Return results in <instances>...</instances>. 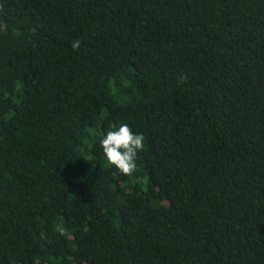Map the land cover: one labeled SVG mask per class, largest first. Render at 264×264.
<instances>
[{"label":"trees","instance_id":"1","mask_svg":"<svg viewBox=\"0 0 264 264\" xmlns=\"http://www.w3.org/2000/svg\"><path fill=\"white\" fill-rule=\"evenodd\" d=\"M0 264H264V0H0Z\"/></svg>","mask_w":264,"mask_h":264},{"label":"clouds","instance_id":"2","mask_svg":"<svg viewBox=\"0 0 264 264\" xmlns=\"http://www.w3.org/2000/svg\"><path fill=\"white\" fill-rule=\"evenodd\" d=\"M81 42L74 40L72 48L78 50ZM185 79L181 77V80ZM145 136L133 132L128 124H121L118 130L109 131L100 141L107 162L114 166L120 174L131 176L136 170L137 153L145 147ZM116 173H114L115 175ZM57 232L67 236L68 232L63 225H57Z\"/></svg>","mask_w":264,"mask_h":264}]
</instances>
